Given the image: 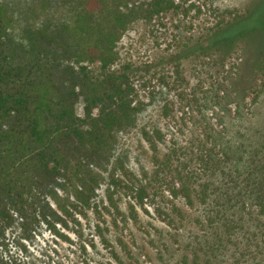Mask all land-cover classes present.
Instances as JSON below:
<instances>
[{
    "label": "rangeland",
    "instance_id": "1",
    "mask_svg": "<svg viewBox=\"0 0 264 264\" xmlns=\"http://www.w3.org/2000/svg\"><path fill=\"white\" fill-rule=\"evenodd\" d=\"M169 1L149 15V0H0L4 32L25 58L31 31L53 34L49 53L63 75L47 80L39 65L49 96L69 70L100 74L90 60L103 51L136 108L100 152L57 140L54 178L15 134L12 158L0 159V264H264V69L251 74L253 62L264 64V26L246 46L204 49L212 30L264 0ZM78 24L97 38L84 43ZM83 106L79 96L80 119ZM78 192L92 193L89 207Z\"/></svg>",
    "mask_w": 264,
    "mask_h": 264
},
{
    "label": "trees",
    "instance_id": "2",
    "mask_svg": "<svg viewBox=\"0 0 264 264\" xmlns=\"http://www.w3.org/2000/svg\"><path fill=\"white\" fill-rule=\"evenodd\" d=\"M171 5L169 0H149L148 14H159ZM5 19L6 11L0 2V123L3 121L11 125L8 130L0 129V159L12 158L13 152L10 151L15 148L12 145H16L15 134H20L31 146L30 159L37 160L36 170L45 177L54 178L59 175L55 157L60 155L55 150L52 151L57 140L65 138L77 142L84 152H100L109 148L117 131L134 122L136 108L132 106L133 88L126 75L110 71L106 54L102 51L90 60L99 61L100 74L89 76L85 66H80L76 73L69 70L67 86L64 89L59 85L52 86L58 94L54 95L55 98L49 96L47 84L40 80L43 75L39 72V65L50 73L45 72L47 80L57 77L54 71H59L54 68V54L49 53V47L54 41L53 34L46 27L31 31L28 39L32 50L25 58L22 53L16 52L11 37L5 34ZM102 25L101 21L94 23V26ZM263 26L264 5H260L244 18L238 17L235 22L212 30L205 37L207 47L204 49L221 54L232 50L231 47L239 42L246 46L247 37L253 38L255 32L262 31ZM77 29V35L84 43L97 38L93 31L87 34L88 30L95 28L88 25L84 28L78 24ZM69 42L70 40H63L61 45L66 46ZM261 42L262 48L263 37ZM83 53L90 55L87 50ZM261 63V60L253 62L252 75L264 69V64ZM61 75L63 73L58 74L57 80ZM74 82L78 83V93L75 91ZM79 96L84 104L83 119L78 118L75 113V102ZM95 108L97 114L93 116L92 111ZM24 151L20 154L22 162L28 156ZM50 162H54L51 168ZM18 164L19 157L15 158L12 165ZM6 193L9 194L7 191ZM91 195L92 193L78 192L81 206L89 207ZM5 215L4 209H0V216Z\"/></svg>",
    "mask_w": 264,
    "mask_h": 264
}]
</instances>
